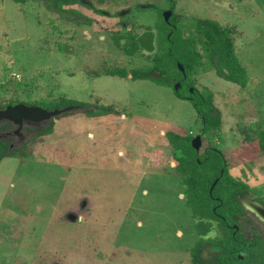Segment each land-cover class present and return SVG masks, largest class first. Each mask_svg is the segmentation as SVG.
I'll return each instance as SVG.
<instances>
[{
    "label": "rangeland",
    "instance_id": "rangeland-1",
    "mask_svg": "<svg viewBox=\"0 0 264 264\" xmlns=\"http://www.w3.org/2000/svg\"><path fill=\"white\" fill-rule=\"evenodd\" d=\"M88 2L92 8L63 6L81 16L62 17L45 0H0V109L76 101L94 111L74 110L3 140L20 155L0 158V264H192L199 221L185 205L168 132L201 134L199 151L219 147L230 175L264 200V0ZM171 4L180 37L200 54L179 90L192 82L212 92L218 135L202 132L192 103L176 95L179 82L130 78L158 57L170 81L180 79L177 48L183 63L176 68L163 57ZM198 19L233 30L245 88L216 74ZM130 33L142 50L127 55ZM116 69L129 76L110 75ZM105 106L112 113L102 114ZM8 129L0 124V133ZM255 226L252 237L264 241V226ZM222 234L212 221L204 238Z\"/></svg>",
    "mask_w": 264,
    "mask_h": 264
},
{
    "label": "trees",
    "instance_id": "trees-1",
    "mask_svg": "<svg viewBox=\"0 0 264 264\" xmlns=\"http://www.w3.org/2000/svg\"><path fill=\"white\" fill-rule=\"evenodd\" d=\"M12 1L18 4H25L35 0ZM45 1L51 9L62 17H67L69 14L81 16L76 10H66L63 8L65 5L80 3L81 0ZM88 6L92 8L91 4ZM174 7L175 4H171L170 10L172 11V16L167 24L168 32L164 35V38L168 42V49L164 51L165 55L163 57L165 60L168 59L169 63H172L175 68L178 62H184V65L181 64L184 69V74L176 68L181 77L179 80L171 82L163 68L165 62L162 63L157 57L153 59L154 63L152 66L132 70V72H130V78L132 80H148L161 86H171L174 83L179 82L183 87L182 84L187 80L190 69L196 60L200 58V54L190 48L191 40L182 39L180 37V31L176 25L175 14L173 13ZM93 10L98 14L102 13V11L98 9ZM86 21H88V23L90 22L88 19ZM197 25L202 36L206 39L210 62L215 68L216 74L228 82L237 84L241 88H245L248 84V77L245 68L240 64L236 56L235 43L232 36L233 30L222 27L217 21L210 19H198ZM124 37L127 38V42L123 46V50L127 55L142 50L140 48L139 36L136 37L130 33ZM116 44L120 45L119 40H116ZM176 48L177 53L180 54L179 58H181V61L183 62L175 57L176 53L174 51ZM110 75H117L121 78H127L129 76L124 69L113 70L110 72ZM190 89H192V92H190ZM180 90L176 92V95L180 99L188 100L192 103L195 112L200 118L202 132L218 135L222 120L221 113L213 102L212 92L208 88H204L203 91L200 92L194 87V83L192 82L188 83L184 94H181ZM16 104L17 103H11V106ZM26 105L41 107L37 103ZM7 106H4L3 108H6ZM81 106L93 107L84 102L63 101L58 105L44 106V109L54 110ZM92 109L93 108H89L85 110V113L93 116L94 111ZM101 111L102 114L109 112L112 113L111 108L106 106L102 107ZM50 131L51 127L37 131L36 134L42 135L49 133ZM199 136L201 137L203 145L204 138L201 134ZM193 138L194 137L189 134L181 136L172 131L168 132V140L173 147L172 156L175 162H177V167L180 170L181 183L185 186V205L190 209L192 217L199 221L197 222L196 230L198 231L200 238L197 244L192 248V264H223L225 261L228 264H231L232 247L237 239L243 240V243L246 244L245 248L240 252L243 257L242 264H248L250 259L253 260L252 264H264L263 240L259 237L254 238V236L250 240H245L244 232H236V235L233 236L232 230L227 228V223L230 225L232 223L240 225L236 219L238 218V215L242 213L243 207L241 206L238 197H249L250 188L248 184L235 179L230 175L227 166L228 158L219 147L214 144H208V146L204 147L202 152L196 151L192 147ZM3 155L14 157L20 155V153L15 149L7 151V145L3 140H0V158ZM21 155L25 156V153H21ZM213 169H215V171H212ZM216 180L217 183L213 185ZM258 199L262 200L261 198ZM232 216H234V218ZM212 221L218 223L221 233L223 234L221 237L215 239H206L204 237L207 235L209 224ZM241 230L247 233L249 232L243 228L242 225ZM206 244H216L220 248L219 253L213 256L211 262L204 261L200 256L201 247ZM246 253L248 255H246ZM228 260L230 262H228ZM237 261L239 260L237 259Z\"/></svg>",
    "mask_w": 264,
    "mask_h": 264
},
{
    "label": "water",
    "instance_id": "water-1",
    "mask_svg": "<svg viewBox=\"0 0 264 264\" xmlns=\"http://www.w3.org/2000/svg\"><path fill=\"white\" fill-rule=\"evenodd\" d=\"M81 2L85 5H89L88 0H81ZM125 11H122L120 14H124ZM172 14L171 10H167L163 14V18L165 22H169L170 16ZM180 71L184 74V69L181 65H179ZM181 88V84L177 83L174 87L175 92H178ZM192 92V89H190ZM89 106H81V107H66L62 109H54L47 110L38 106H31L26 104H16L9 105L4 109L0 110V121H9L16 125L18 129H21L23 123H28L32 125H38L44 122L51 120L54 117L63 115L65 113L74 111V110H87ZM192 147L199 151L202 147L201 137L199 135L195 136L192 139ZM217 183V180L213 185ZM245 207L251 210L260 220L264 222V206L257 201L247 200L245 198L241 199Z\"/></svg>",
    "mask_w": 264,
    "mask_h": 264
},
{
    "label": "flooded vegetation",
    "instance_id": "flooded-vegetation-1",
    "mask_svg": "<svg viewBox=\"0 0 264 264\" xmlns=\"http://www.w3.org/2000/svg\"><path fill=\"white\" fill-rule=\"evenodd\" d=\"M0 124L12 126L11 130L8 129L0 133V140H4L10 136L21 137L22 136L21 130L24 126H33L32 124H28L25 122L23 123V126L21 127V129H18L16 125H14L13 123L9 121H0ZM242 198H245L247 200L257 201L263 206H264L263 204L264 200L262 201L258 198L239 196L238 199L240 201L241 206L243 207V211L242 213H240V215H238V218L236 220L240 225H237L235 223H232L230 225L227 223V228L232 230L233 236L236 235V232L238 233L244 232L245 240H250L252 238V232L256 228L255 221L260 223L262 226H264V222L260 220L251 210H249L247 207L244 206L243 201L241 200ZM241 225L242 226L244 225L243 228H247L249 232L247 233L241 230ZM245 245L246 244L243 243V240L237 239L236 242L233 243V247H232V252H231L232 260L231 262L228 260V262H230L231 264H242L243 257L240 252H242V250L245 248ZM219 251H220V248L216 244H206L201 247L200 256L204 261L211 262V260L213 259V256L219 253ZM237 259L239 261H237ZM213 264H216V263H213ZM223 264H228V263L225 261L223 262Z\"/></svg>",
    "mask_w": 264,
    "mask_h": 264
}]
</instances>
